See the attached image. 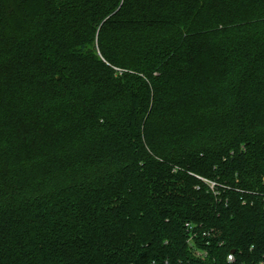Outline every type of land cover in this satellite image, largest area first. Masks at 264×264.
<instances>
[{"label": "trees", "instance_id": "16d2710c", "mask_svg": "<svg viewBox=\"0 0 264 264\" xmlns=\"http://www.w3.org/2000/svg\"><path fill=\"white\" fill-rule=\"evenodd\" d=\"M262 261L264 0H0V264Z\"/></svg>", "mask_w": 264, "mask_h": 264}, {"label": "built area", "instance_id": "2783aa9c", "mask_svg": "<svg viewBox=\"0 0 264 264\" xmlns=\"http://www.w3.org/2000/svg\"><path fill=\"white\" fill-rule=\"evenodd\" d=\"M212 187H213V185H211V188H212ZM227 260H228L229 262H234V259H233L232 255H228ZM260 264H264V261H262Z\"/></svg>", "mask_w": 264, "mask_h": 264}]
</instances>
